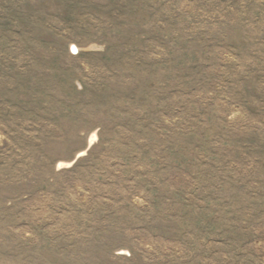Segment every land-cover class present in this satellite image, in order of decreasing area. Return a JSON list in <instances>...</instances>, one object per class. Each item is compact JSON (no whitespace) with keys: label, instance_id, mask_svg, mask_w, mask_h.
Returning <instances> with one entry per match:
<instances>
[{"label":"rangeland","instance_id":"rangeland-1","mask_svg":"<svg viewBox=\"0 0 264 264\" xmlns=\"http://www.w3.org/2000/svg\"><path fill=\"white\" fill-rule=\"evenodd\" d=\"M0 264H264V0H0Z\"/></svg>","mask_w":264,"mask_h":264},{"label":"bare ground","instance_id":"bare-ground-1","mask_svg":"<svg viewBox=\"0 0 264 264\" xmlns=\"http://www.w3.org/2000/svg\"><path fill=\"white\" fill-rule=\"evenodd\" d=\"M94 137V136H93Z\"/></svg>","mask_w":264,"mask_h":264}]
</instances>
